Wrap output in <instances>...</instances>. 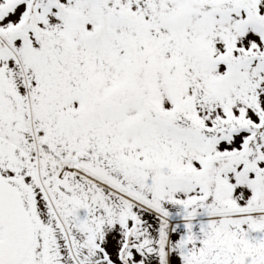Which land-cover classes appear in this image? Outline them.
Listing matches in <instances>:
<instances>
[{
	"label": "snow or ice",
	"instance_id": "obj_1",
	"mask_svg": "<svg viewBox=\"0 0 264 264\" xmlns=\"http://www.w3.org/2000/svg\"><path fill=\"white\" fill-rule=\"evenodd\" d=\"M0 264H264V0H0Z\"/></svg>",
	"mask_w": 264,
	"mask_h": 264
}]
</instances>
